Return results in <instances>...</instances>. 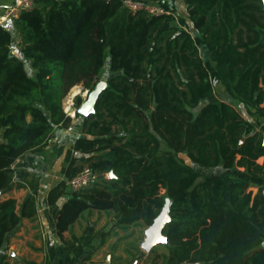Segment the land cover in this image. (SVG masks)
Listing matches in <instances>:
<instances>
[{
    "label": "trees",
    "instance_id": "1",
    "mask_svg": "<svg viewBox=\"0 0 264 264\" xmlns=\"http://www.w3.org/2000/svg\"><path fill=\"white\" fill-rule=\"evenodd\" d=\"M184 1L189 29L172 9L133 12L124 0H37L0 26V191L15 187L20 158L40 150L56 126L71 123L64 107L71 88L95 89L108 61L112 75L95 112L84 116L88 136L74 143L84 155L48 193L51 205L68 197L58 233L90 208L113 210L118 225L149 226L170 198L168 244L157 255L162 264H264V193L247 190L264 186V131L248 125L233 104L214 99L194 35L228 76V92L264 104V0ZM14 30L24 58L12 54ZM83 101L78 95L76 108ZM85 166L99 178L73 191L68 181ZM37 212L33 194L20 211L15 198L0 200V249ZM83 241L74 237L72 245L78 242L80 252Z\"/></svg>",
    "mask_w": 264,
    "mask_h": 264
},
{
    "label": "crops",
    "instance_id": "2",
    "mask_svg": "<svg viewBox=\"0 0 264 264\" xmlns=\"http://www.w3.org/2000/svg\"><path fill=\"white\" fill-rule=\"evenodd\" d=\"M16 2L17 0H0V14ZM162 5L176 12L177 22L181 27L190 28L185 19L189 6L184 0H164ZM183 21L187 27L183 25ZM194 33L216 88L214 99L233 104L248 125L253 126L256 131H264V104L242 101L228 92L227 89L231 86L228 76L215 67L207 46L205 48L201 44L203 39L196 31ZM11 51L14 55L24 56L22 41L16 30ZM26 65L29 71L32 62L26 59ZM29 73L33 75L32 72ZM216 77L220 83L214 81ZM71 118L68 126L55 127L53 134L40 150L30 151L17 161L15 187L9 191H0V200H17L18 211L29 194L36 196L38 204L37 214L32 218H23L20 225L7 235L0 249V264H69L71 260L73 264H162L163 260L157 258L158 254L164 252L161 244L156 245L150 252L142 248L141 243L148 226L139 223L118 225L113 210L87 209L62 235L58 233L57 216L68 197L62 196L56 204L51 205L48 202V193L65 178L70 162L84 155L74 148L76 139L88 136L83 131L84 115L76 114ZM263 161L264 157H261L259 162ZM249 190L253 189L250 187ZM92 232L94 234L91 238ZM102 232L107 233L105 237ZM81 236H84V246L79 252V243L76 242L75 246L72 243L74 237Z\"/></svg>",
    "mask_w": 264,
    "mask_h": 264
},
{
    "label": "built area",
    "instance_id": "3",
    "mask_svg": "<svg viewBox=\"0 0 264 264\" xmlns=\"http://www.w3.org/2000/svg\"><path fill=\"white\" fill-rule=\"evenodd\" d=\"M36 1L37 0H17L15 4L5 8L2 14H0V26L4 25L8 21L16 20L23 11L32 9ZM124 4L133 12L146 10L150 14L154 15H161L170 12V10L162 4H154L145 0H124ZM74 106L75 102L73 100L71 101V106L69 108H65V111L71 117H75L77 113L78 108ZM98 178L99 175L93 171L90 166H85L78 174L68 181V184L73 191L78 192L91 187L98 180Z\"/></svg>",
    "mask_w": 264,
    "mask_h": 264
},
{
    "label": "water",
    "instance_id": "4",
    "mask_svg": "<svg viewBox=\"0 0 264 264\" xmlns=\"http://www.w3.org/2000/svg\"><path fill=\"white\" fill-rule=\"evenodd\" d=\"M106 86L107 82L103 84L99 83L97 87L90 92L88 98L84 100L83 103L78 107L77 111L84 116L94 113L98 97ZM109 174L110 177L115 175L113 171H111ZM170 208L171 199L167 198L166 203L159 215L154 219L153 223L146 228L145 238L141 243L142 248L146 252H150L158 244H168V239L163 233V228L165 224L171 219Z\"/></svg>",
    "mask_w": 264,
    "mask_h": 264
},
{
    "label": "rangeland",
    "instance_id": "5",
    "mask_svg": "<svg viewBox=\"0 0 264 264\" xmlns=\"http://www.w3.org/2000/svg\"><path fill=\"white\" fill-rule=\"evenodd\" d=\"M179 20H181L180 16H179ZM183 25L187 27L186 23L183 21ZM195 32V31H194ZM194 35H196L194 33ZM201 44L203 45V47L206 48V45L205 43H203V41H201ZM31 61V60H30ZM29 71L32 72L34 74V72L36 71L35 68L32 66H29ZM58 75V78H59V81L62 82V79H63V69H60L57 73ZM111 71H110V67H109V62L107 61V64L105 66V68L102 70V72L100 73L99 77H98V81H97V85L99 83H106L109 78L111 77ZM218 81V83H220L219 79H217V77L215 78L214 81ZM96 85V87H97ZM77 86V87H76ZM74 86L73 88H71V90L69 91L68 95L66 96V98L64 99L65 100V108H69L71 106V101L74 100V102H76V97L78 95L82 96V98L84 100H86L90 94V90H87V89H84L83 88V85H76ZM95 87V88H96ZM94 90V89H93ZM75 96H74V95ZM73 96H74V99H73ZM75 107V106H74ZM227 179L229 180V182H233L236 178H233L231 176H227ZM240 188V187H239ZM250 187L247 188V190H249ZM251 188L253 189V192L254 193H257V192H264V186H260V185H257V186H251ZM237 190V189H236Z\"/></svg>",
    "mask_w": 264,
    "mask_h": 264
},
{
    "label": "bare ground",
    "instance_id": "6",
    "mask_svg": "<svg viewBox=\"0 0 264 264\" xmlns=\"http://www.w3.org/2000/svg\"><path fill=\"white\" fill-rule=\"evenodd\" d=\"M77 87V86H76Z\"/></svg>",
    "mask_w": 264,
    "mask_h": 264
}]
</instances>
